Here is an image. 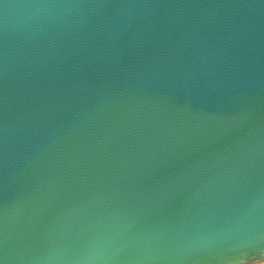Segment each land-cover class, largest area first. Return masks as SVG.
I'll use <instances>...</instances> for the list:
<instances>
[{
  "label": "water",
  "instance_id": "water-1",
  "mask_svg": "<svg viewBox=\"0 0 264 264\" xmlns=\"http://www.w3.org/2000/svg\"><path fill=\"white\" fill-rule=\"evenodd\" d=\"M264 262V0H0V264Z\"/></svg>",
  "mask_w": 264,
  "mask_h": 264
},
{
  "label": "bare ground",
  "instance_id": "bare-ground-1",
  "mask_svg": "<svg viewBox=\"0 0 264 264\" xmlns=\"http://www.w3.org/2000/svg\"><path fill=\"white\" fill-rule=\"evenodd\" d=\"M259 264H264V262H262V263H259Z\"/></svg>",
  "mask_w": 264,
  "mask_h": 264
}]
</instances>
